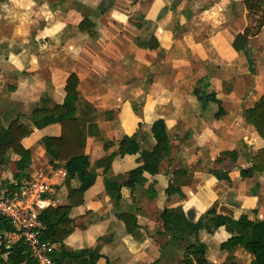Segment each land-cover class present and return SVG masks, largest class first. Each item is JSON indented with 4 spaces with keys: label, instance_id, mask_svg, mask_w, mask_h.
<instances>
[{
    "label": "crops",
    "instance_id": "0c3cea01",
    "mask_svg": "<svg viewBox=\"0 0 264 264\" xmlns=\"http://www.w3.org/2000/svg\"><path fill=\"white\" fill-rule=\"evenodd\" d=\"M251 25L245 0L0 2V129L18 121L32 132L23 142L32 154V173L52 186L41 210L56 206L54 199L63 201L68 190L61 175L64 164L52 166L42 142L45 135L58 136L60 128L39 132L33 113L43 99L63 103L68 79H79L76 118L97 179L85 194V205L72 211L73 218L91 215L65 241L68 249L101 245L111 264L181 263L183 252L170 254L167 238L137 213L138 205L124 188L120 209L136 215L142 226L134 234L127 232L105 193L103 169L97 167L118 155L126 137L134 138L142 151H153L152 125L159 119L171 138L172 161L164 162L160 174L145 176L156 184L161 208L192 213L195 221L213 207L236 220L249 215L264 221V174L246 179L240 174L264 149V140L243 115L264 96V29L250 38L246 51L234 48ZM201 81L221 101L223 116L216 117L215 104L203 109L194 95ZM229 152L238 153V159L228 158ZM138 158L118 155L110 174L138 167ZM212 171L229 173V180H218ZM170 183L186 198L169 197ZM230 237L225 228L203 235L207 259L227 264L233 256L240 264H251L253 256L242 248L233 254L221 250Z\"/></svg>",
    "mask_w": 264,
    "mask_h": 264
},
{
    "label": "trees",
    "instance_id": "16d2710c",
    "mask_svg": "<svg viewBox=\"0 0 264 264\" xmlns=\"http://www.w3.org/2000/svg\"><path fill=\"white\" fill-rule=\"evenodd\" d=\"M10 0H0L1 3ZM136 5V3H135ZM248 16L252 25L237 37L234 42L236 51H246L250 38L255 37L264 29V0H245ZM164 13V12H163ZM79 79L72 75L65 86V99L58 104L50 99H43L41 105L33 113L32 122L35 128L42 132L51 126H58V136L42 137L45 152L49 163L55 168L64 164L67 172L65 186L68 190V203L60 206H50L42 210L38 220L44 228L42 239L56 246L51 257L54 264H98L106 259L105 264H111L101 253V245L96 248H86L79 251L68 249L65 241L75 229H83L85 220L91 212L72 217V211L85 205V194L94 186L97 174L91 171L90 158L84 154L83 144L79 131V122L76 118V93ZM206 81L199 82L194 95L201 103L203 109L211 104L218 107L216 117L223 116L222 103L215 94L207 93ZM245 122L253 126L259 136L264 140V96L251 109L244 112ZM142 125H139L141 127ZM31 131L19 125L16 121L8 129H0V179L5 170H9L16 183L28 181L32 176V154L24 146V140L31 136ZM152 135L156 141L153 151H142L139 143L126 137L120 143L118 155H139L138 167L120 173L117 176L110 174L111 166L118 155L98 163V169H103L106 176L105 193L111 197L113 207L117 210L116 217L123 222L129 234H134L142 226L137 216L122 211L120 205L123 199L122 189L131 192L133 204L138 205L137 213L144 215L150 222L159 227V236L167 238L171 255H178L175 246H185L184 258L180 264H212L206 257L208 247L203 241V235L213 236L219 229L225 228L231 237L221 245V250L233 254L242 248L253 256L251 264H264V221L252 220L249 215H243L236 220L232 215L219 213L216 207L210 209L195 221L192 213L174 212L169 208L159 206L156 184H149L146 174L156 176L160 174L165 161H172V143L163 119L155 121L152 125ZM113 145H111L112 147ZM108 149V147H107ZM232 160L238 159V153L226 154ZM224 161L219 158V162ZM182 172H179L181 174ZM264 173V149L253 158L252 165L241 169L242 178H253L256 174ZM218 180L228 181L229 173L212 171ZM77 182V187H72V182ZM166 194L171 197L179 195L185 199L180 188L172 183L166 189ZM253 213H256L255 211ZM14 231L12 225L0 216V264H37L22 242L8 248L4 235ZM157 264V263H156ZM227 264H240L231 256Z\"/></svg>",
    "mask_w": 264,
    "mask_h": 264
},
{
    "label": "built area",
    "instance_id": "2783aa9c",
    "mask_svg": "<svg viewBox=\"0 0 264 264\" xmlns=\"http://www.w3.org/2000/svg\"><path fill=\"white\" fill-rule=\"evenodd\" d=\"M67 179V172H62ZM0 187V216L10 222L14 231L4 235L8 248L22 242L37 264H54L51 254L55 246L42 239L44 228L38 220L40 205L52 192L51 184L36 175L21 184L10 180Z\"/></svg>",
    "mask_w": 264,
    "mask_h": 264
},
{
    "label": "rangeland",
    "instance_id": "374dc122",
    "mask_svg": "<svg viewBox=\"0 0 264 264\" xmlns=\"http://www.w3.org/2000/svg\"><path fill=\"white\" fill-rule=\"evenodd\" d=\"M207 1H209V0H207ZM139 10H134L133 11V13L136 15V14H139V12H138ZM9 170H5V172H4V174H3V176H2V178L0 179V187H4V186H7V185H9V184H7V183H9V181L10 180H12V178H13V176H12V178H10V175H9ZM11 173V172H10ZM262 174H264V173H262ZM67 188V187H66ZM58 193H56L55 195H57ZM66 198V197H65ZM64 198V200L63 201H61L60 202V199H58V200H56V199H54V201H55V204H56V206H62V205H65V204H67L68 203V201H67V198L65 199ZM50 207V206H49ZM72 215V214H71ZM77 230H79V229H75L74 230V232L70 235V236H72ZM83 231V230H82ZM55 248H56V246H55ZM175 248L177 249V252L176 253H178L179 254V252L180 253H182L183 252V250H184V248H185V246H181V247H178V246H175ZM177 256V255H176Z\"/></svg>",
    "mask_w": 264,
    "mask_h": 264
}]
</instances>
